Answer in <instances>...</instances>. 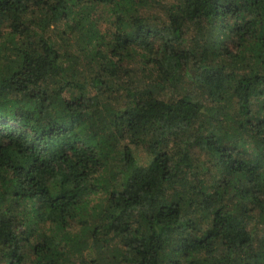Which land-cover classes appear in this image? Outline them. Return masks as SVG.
Returning <instances> with one entry per match:
<instances>
[{
  "label": "trees",
  "instance_id": "1",
  "mask_svg": "<svg viewBox=\"0 0 264 264\" xmlns=\"http://www.w3.org/2000/svg\"><path fill=\"white\" fill-rule=\"evenodd\" d=\"M0 264H264V0H0Z\"/></svg>",
  "mask_w": 264,
  "mask_h": 264
},
{
  "label": "rangeland",
  "instance_id": "2",
  "mask_svg": "<svg viewBox=\"0 0 264 264\" xmlns=\"http://www.w3.org/2000/svg\"><path fill=\"white\" fill-rule=\"evenodd\" d=\"M167 1H172V0H161L162 3H166ZM151 11H152V13H158L160 10H159V8H154ZM95 13L101 18L99 26L102 29H104V27L106 26V22H104V19H106V17H107V15H105V13H104V8H102V7L97 8ZM136 153H137V155H141L138 151Z\"/></svg>",
  "mask_w": 264,
  "mask_h": 264
}]
</instances>
